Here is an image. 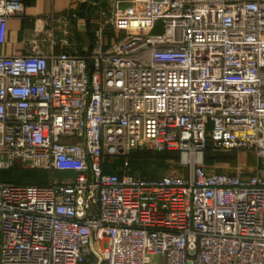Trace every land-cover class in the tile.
<instances>
[{"label": "built area", "instance_id": "1", "mask_svg": "<svg viewBox=\"0 0 264 264\" xmlns=\"http://www.w3.org/2000/svg\"><path fill=\"white\" fill-rule=\"evenodd\" d=\"M90 2L87 50L67 10L0 55V171L47 172L0 181V264H264V0ZM25 16L26 0H0V45ZM208 148L257 164L218 172ZM135 149L191 165L145 179Z\"/></svg>", "mask_w": 264, "mask_h": 264}, {"label": "crops", "instance_id": "2", "mask_svg": "<svg viewBox=\"0 0 264 264\" xmlns=\"http://www.w3.org/2000/svg\"><path fill=\"white\" fill-rule=\"evenodd\" d=\"M94 1V0H90ZM79 0H26V16L24 18L12 17L8 21L6 41L0 45V55L25 54L31 47V39L34 34L35 20L43 19L45 15L55 12L57 14L65 11L74 13L78 18L77 38L83 50L92 45V38L89 36L90 28L98 27V8L92 6L91 2ZM91 38V39H90ZM35 47L43 46L40 41L35 42ZM60 52L62 49L57 48ZM45 171V170H42ZM217 171H224L217 169ZM236 173V171H229ZM46 180L47 182V172ZM164 256H151L149 264H165Z\"/></svg>", "mask_w": 264, "mask_h": 264}, {"label": "rangeland", "instance_id": "3", "mask_svg": "<svg viewBox=\"0 0 264 264\" xmlns=\"http://www.w3.org/2000/svg\"><path fill=\"white\" fill-rule=\"evenodd\" d=\"M94 29L90 28L89 36L93 40ZM107 34L111 39L117 38L115 30H108ZM90 38V39H91ZM111 41V40H110ZM80 43V42H79ZM81 45V43H80ZM148 153V154H147ZM131 155L136 156L133 157L134 163L132 165V171L134 175L141 176L145 179H154L157 177H161L164 175H179L186 176L190 167V163L188 159L182 156L180 153L176 157H169L161 155L160 152L154 150H142L135 149L132 151ZM207 159V160H206ZM205 163H209L211 169H221L224 171H238L241 170L244 178H247L251 175V170L256 166L257 161L255 154L252 151H239V152H214L212 151L210 154H204ZM136 162V163H135ZM142 162L143 170L146 171L147 174L142 175L141 165ZM122 163L121 160H114L113 165H118ZM138 163V164H137ZM17 167L10 169H2L0 171V178L14 176L17 173ZM29 169V168H26ZM29 172H34L33 170H27ZM35 172H41L39 170H35ZM41 174V173H40ZM46 174V173H45ZM74 175L72 172L67 171H58L54 172V178L57 180H65L72 178ZM26 182V181H24Z\"/></svg>", "mask_w": 264, "mask_h": 264}, {"label": "trees", "instance_id": "4", "mask_svg": "<svg viewBox=\"0 0 264 264\" xmlns=\"http://www.w3.org/2000/svg\"><path fill=\"white\" fill-rule=\"evenodd\" d=\"M211 152H212V149L208 148V150L205 153L206 154H210ZM160 153H161V155L169 156V157H171V156L172 157H176L179 154L178 152H174V151H163V152H160ZM133 157H136V156L130 155L131 163H134ZM139 164L141 165V169L140 170H142V175L147 174L146 171L143 170V166L144 165L142 164V162H140ZM206 164L208 165L209 163L207 162ZM16 169H17L16 170L17 173L14 174V176L0 178V181H2V182L24 183V184L45 183V180H46L45 171L39 170V171H41L40 172L41 174H40L39 172H37V173L35 172V170H37V169H24V168H19V167H17ZM27 170H33L34 172H31V174L28 175L29 172ZM218 172H221V171H218ZM157 178H159V177H157ZM24 181H26V182H24Z\"/></svg>", "mask_w": 264, "mask_h": 264}]
</instances>
